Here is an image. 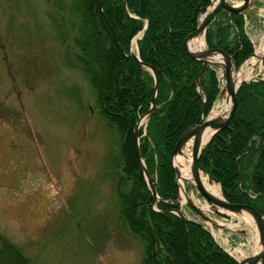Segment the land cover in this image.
Returning a JSON list of instances; mask_svg holds the SVG:
<instances>
[{
	"label": "trees",
	"instance_id": "trees-1",
	"mask_svg": "<svg viewBox=\"0 0 264 264\" xmlns=\"http://www.w3.org/2000/svg\"><path fill=\"white\" fill-rule=\"evenodd\" d=\"M56 5L61 8L63 2L57 0ZM210 5V0H127L128 12L139 18L133 19L124 0H103L102 12L100 0H70L71 28L77 32L74 57L94 89L100 116L120 137L121 156L112 165L115 171H122L119 185L125 182L131 189L127 195L121 193V219L145 244L142 264H237L203 226L188 223V245L184 222L172 213L153 210L134 151V130L138 114L149 111L155 80L136 59L124 57L148 20L139 42L140 58L157 69L159 89L157 109L140 149L149 174L157 175L156 187L163 200L159 210H171L177 207L172 203L179 196L171 163L176 143L188 128L201 122L204 112L210 113L219 95L217 73L212 68L200 80L207 94L205 101L198 95L196 80L202 65L182 48L183 38L197 27ZM232 20L228 27L221 17L207 37L210 46L223 48L238 67L254 50L244 32L243 17L233 15ZM238 96L240 104L230 128L214 137L200 164L219 181L228 202L250 204L264 214V82L244 83ZM243 190L258 198L250 199ZM26 259L0 234V264H32Z\"/></svg>",
	"mask_w": 264,
	"mask_h": 264
},
{
	"label": "rangeland",
	"instance_id": "rangeland-1",
	"mask_svg": "<svg viewBox=\"0 0 264 264\" xmlns=\"http://www.w3.org/2000/svg\"><path fill=\"white\" fill-rule=\"evenodd\" d=\"M56 1L0 0V234L32 264H142L145 244L121 219L131 189L112 165L120 137L74 57L70 0ZM252 2L244 27L257 49L264 0ZM232 221L245 234L234 247L246 252L254 223Z\"/></svg>",
	"mask_w": 264,
	"mask_h": 264
},
{
	"label": "bare ground",
	"instance_id": "bare-ground-1",
	"mask_svg": "<svg viewBox=\"0 0 264 264\" xmlns=\"http://www.w3.org/2000/svg\"><path fill=\"white\" fill-rule=\"evenodd\" d=\"M213 1H218V0H213ZM233 0H227V2L232 5ZM216 4V2H215ZM103 0H100V10L102 12L103 10ZM124 7L125 10L127 11V13H129V17L133 18V19H139L138 17H135L134 15H132L130 12H128V8H127V0H124ZM205 18L203 19H199L198 21V25L197 27L188 32L186 34V36L183 38L182 41V48L185 52V54L188 56L186 49L184 48V44L192 50H196L197 52H201V51H205L206 50V46L209 49H213V50H221V51H225L223 48L218 47V46H210L208 44V32L212 29L215 28V23H208V25L206 26V28L201 31L200 33H197L198 30L200 29V26L204 23ZM147 21V20H146ZM230 27V26H228ZM148 29V25L145 22L144 28L143 30H141L131 41L130 43V52L128 55L124 54V57L127 59L129 58H134L137 60V62L139 63L140 67L143 69V66H145L146 64L141 60L140 58V49H139V42L143 39L145 32ZM195 34H197L196 36H194ZM116 36V35H115ZM118 46V45H117ZM263 57H264V42H261V44H259V46L256 49L255 52V56L250 58L245 64L244 66H242L238 71H234L233 75H232V79L234 82V86L235 88L243 81L245 80H249L248 78L251 77V73L250 71L253 69H257L258 73L257 76L259 77H264V66H263ZM191 59V58H190ZM213 60L216 61H222L223 58L221 55H216L212 58ZM157 74L158 71L157 69H155ZM220 75H221V80H218L219 83V89L225 88L227 86V81H224V73L223 70L220 68ZM198 79V78H197ZM200 80L199 79V84L196 80V86L198 87L197 89V93L201 98H204L205 101V97H207L206 91L204 88H202L201 84H200ZM159 81V79H158ZM255 83H260V82H255ZM224 91V89H223ZM158 96V92L154 93L150 102V108L149 111L143 114H138V120L137 123L142 127L143 129V137L142 138H146L148 135V125L150 122V118L152 117V115L154 114L155 110L157 109L156 106V99ZM154 100V105L152 103V101ZM240 104V99L239 96L237 95V108L236 111L234 113V116L231 117L230 123L228 125V128H230V125L232 123V121L235 119L236 115H237V111H238V107ZM232 103L229 100V97L226 94H222L219 101L217 102L215 108L213 109V112L211 114V118H225L231 109ZM214 131L211 130L208 135H206L204 137V144L207 143L211 137L213 136ZM134 151L136 154V149H135V143H134ZM137 157V155H136ZM193 161H194V155H193V146H192V141L188 142L184 148L182 149V152L180 154H178L177 156H175L174 158V166L177 169V171L179 172V178H178V183L180 185V189H181V196L183 198V202H186L188 200H191L196 206H198L203 212H209L212 213L216 210V208L213 207V205L211 203H209L208 201H201L198 197H202L205 198L203 196V193L200 189H198V186L196 184V181L194 179L193 173H192V165H193ZM152 183L154 184V187L156 189V195H157V201L155 202L154 200V196L149 188V186L146 184V187L149 191V193L151 194V197L153 199V204H155V212L157 213H162V214H177L178 212L181 211L182 209V204L184 203H180V201L177 199L175 201V203H172L173 205L177 206L176 208H173L171 210H167V211H161L158 208V204L160 202H162V198L160 197V195L158 194V190L156 187V183H157V175L155 174V177L153 178L150 174H149ZM200 176H201V180H202V186L204 188V190L208 193H210L211 195L222 199L223 198V193H222V189L221 186L215 182L214 180H211L209 175H207L206 173H204V171H200ZM186 183H189L191 186V190L190 192H187V188H186ZM193 188H196V192L193 190ZM244 193H246L250 199L255 200L258 198V195L253 194L250 191H245L243 190ZM169 203V202H166ZM243 204V203H241ZM195 218H193L192 222H196L199 219V214H195L194 215ZM245 216L247 218H249L250 220H252L250 218L249 215L245 214ZM209 215L206 214V218L209 219ZM261 250V245L258 241L257 238H255L254 240H252L251 245L249 247V249L245 252V251H241L243 258H247L249 256H253L259 253V251ZM188 260H189V256H188Z\"/></svg>",
	"mask_w": 264,
	"mask_h": 264
},
{
	"label": "water",
	"instance_id": "water-1",
	"mask_svg": "<svg viewBox=\"0 0 264 264\" xmlns=\"http://www.w3.org/2000/svg\"><path fill=\"white\" fill-rule=\"evenodd\" d=\"M215 2H216V4H215ZM249 6H250V0H246L245 4L242 7H233L232 5H230L227 2V0H218V1L212 0V11L206 14L204 23L200 26V29L198 30L197 33H200L201 31H203L206 28V26L208 25V23H210L211 20L214 19V17L221 10H224L223 11L224 14H229V13L230 14H243L246 10L249 9ZM196 35L197 34H195L194 36H196ZM184 48L187 51L188 57H190L191 59H193L195 61L201 62L203 64V69L201 71L199 78L197 79L198 84H199L200 77L203 75L205 69L208 66H212L215 68H221L223 70L224 77H226V79H227V86H226L225 90L222 92V94L224 93L229 97V100L231 101L232 106H231L229 114L225 118H223V119H221V118L207 119L206 121H203L200 125H197V126H194L190 129H188L180 137V139H179V141L175 147V150L173 152V156H172L173 168H174L177 176L179 177V172L177 171V169L174 166V158H175V156H177L178 154H180L182 152V149L190 140H193L194 161H193V165H192V173H193V176H194V179L196 181L197 186L200 188V190L203 193V196L208 201H210L213 206L219 207L226 212H229V213H232L235 215H242V214L249 215L252 218V220L254 221V223L258 229V235H259L261 250L259 251L258 254L245 259L244 261L240 262L239 264H259V263L264 264V217L252 206L242 205V204H230V203L226 202L224 199L217 198V197L211 195L210 193L206 192L202 186V180H201V176H200V171H204L199 164L200 156H201L204 148L209 143V141H208L206 144H203L204 143V137L206 135H208V133L211 130L214 131V134L212 136V138H213L215 135H217L218 133H220L221 131L226 129L230 123L231 117L234 116V113H235L236 108H237L238 89L235 88L234 82L232 79L233 70L235 69L234 65L232 64V59L224 51H221V50L207 49L205 51L197 52L196 50H192V48L189 49L185 44H184ZM216 55H221L223 60L222 61L213 60L212 58ZM263 66H264V57H263ZM148 67L153 71V74L155 76V80H156L155 93H157L158 88H159V81H158V77H157V72H156V70L152 69L150 66H148ZM152 103L154 105V100L152 101ZM139 126L140 125L138 124L136 127V130H135L136 155H137V159H138V162L140 164V167H141V172H142V174L145 178V181H146L147 185L149 186V188H150V190L154 196V200L156 202L157 201L156 189H155L154 184L152 183V180L149 176V173H148L147 168L145 166V163L142 159V155H141L140 148H139ZM204 173H206V172L204 171ZM215 182H217V181L215 180ZM188 206L192 210H194L197 214H199V216L204 221H210V219L206 218L203 215L200 208H198L196 205H194V203L192 201H190V200L188 201ZM178 214H179L178 216L185 223V226H186V233H185L186 243H188V229H187L186 219L184 218V215L181 212H179ZM188 256H189V253H188Z\"/></svg>",
	"mask_w": 264,
	"mask_h": 264
}]
</instances>
